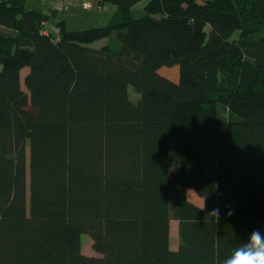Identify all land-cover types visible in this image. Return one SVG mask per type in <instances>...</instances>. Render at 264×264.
I'll return each instance as SVG.
<instances>
[{
  "label": "trees",
  "instance_id": "obj_1",
  "mask_svg": "<svg viewBox=\"0 0 264 264\" xmlns=\"http://www.w3.org/2000/svg\"><path fill=\"white\" fill-rule=\"evenodd\" d=\"M93 1L105 26L54 36L0 0V264H220L264 232V0Z\"/></svg>",
  "mask_w": 264,
  "mask_h": 264
},
{
  "label": "rangeland",
  "instance_id": "obj_2",
  "mask_svg": "<svg viewBox=\"0 0 264 264\" xmlns=\"http://www.w3.org/2000/svg\"><path fill=\"white\" fill-rule=\"evenodd\" d=\"M145 2L139 3L136 5L132 10L131 14L134 18H140L144 16L143 6ZM41 9V11H45L49 15L51 14L54 8V1L53 0H27L25 9L31 10V9ZM70 9L68 11H64L62 9H59L55 16L47 20V26L48 28L51 27L52 24L55 22L65 20L66 28L68 30H84V29H91L96 27L105 26L111 16H112V10H114L113 6L107 7V10H98L94 7V5L90 4L89 10L85 11L82 9L81 2L77 4V6L69 7ZM48 31V30H47ZM49 33V31H48ZM27 69H24L21 73V81L26 74ZM159 73L164 76L165 78L171 80V81H177L178 80V68L177 66L172 67H164L162 68ZM24 88V87H22ZM27 114H34V108L32 106H29L27 109ZM204 152L203 151H197V177L199 179L201 173L203 172V159H204ZM171 160V140L169 139V136L167 133H165V143H164V169H165V197L167 201L170 200V182H169V162ZM201 182V179L199 180ZM187 198L189 201L194 203L195 205L199 207H203V201L202 199L198 198L193 192L188 191L187 192ZM81 251L85 255H95V252H93V249L91 247V241L87 235L81 236ZM178 244V235H177V224L172 221L171 222V228H170V247L171 249H176V246Z\"/></svg>",
  "mask_w": 264,
  "mask_h": 264
},
{
  "label": "clouds",
  "instance_id": "obj_3",
  "mask_svg": "<svg viewBox=\"0 0 264 264\" xmlns=\"http://www.w3.org/2000/svg\"><path fill=\"white\" fill-rule=\"evenodd\" d=\"M205 208L204 206L201 210ZM229 216L233 211L227 213ZM206 216L213 217L219 222L221 215L219 208H213ZM220 264H264V232L254 229L246 240L235 247L228 255L222 256Z\"/></svg>",
  "mask_w": 264,
  "mask_h": 264
},
{
  "label": "built area",
  "instance_id": "obj_4",
  "mask_svg": "<svg viewBox=\"0 0 264 264\" xmlns=\"http://www.w3.org/2000/svg\"><path fill=\"white\" fill-rule=\"evenodd\" d=\"M53 1H54V8L55 9H57V10H59V9L67 10L68 9V7L66 5V0H53ZM81 5H82V9L85 10V11L89 10V8H90V4L86 0H82L81 1ZM107 7H109V6L105 5L104 8H103V11L107 10L108 9ZM39 27H40L42 33L48 34L49 30L45 27V23L44 22L40 23Z\"/></svg>",
  "mask_w": 264,
  "mask_h": 264
},
{
  "label": "crops",
  "instance_id": "obj_5",
  "mask_svg": "<svg viewBox=\"0 0 264 264\" xmlns=\"http://www.w3.org/2000/svg\"><path fill=\"white\" fill-rule=\"evenodd\" d=\"M89 4L94 5V7H96L95 2L93 0H86ZM79 2H81L80 0H66V5L68 7V10L70 9L69 7L72 6H77V4H79ZM114 9V8H113ZM38 11L39 13L43 14V15H49L48 13H46L45 11H41V9H33ZM67 10V11H68ZM115 10V9H114ZM114 10H112V13L114 12ZM51 13V12H50ZM65 21V20H64ZM56 23V22H55ZM55 23L51 25V27L48 28L47 26V22L45 23V27L49 30V32L51 34H53L54 36H58V30L55 27ZM66 24V23H65Z\"/></svg>",
  "mask_w": 264,
  "mask_h": 264
}]
</instances>
